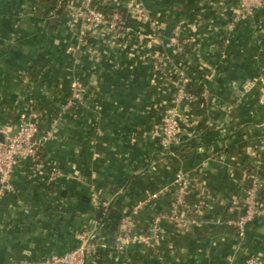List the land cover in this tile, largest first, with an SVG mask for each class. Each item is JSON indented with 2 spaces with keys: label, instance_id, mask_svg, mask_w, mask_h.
Instances as JSON below:
<instances>
[{
  "label": "crops",
  "instance_id": "0c3cea01",
  "mask_svg": "<svg viewBox=\"0 0 264 264\" xmlns=\"http://www.w3.org/2000/svg\"><path fill=\"white\" fill-rule=\"evenodd\" d=\"M121 4L138 23L131 31L105 29L79 45L81 0L60 15L40 0H0V128L14 130L33 108L42 130L55 125L41 163L21 160L13 190L0 199V264L58 257L77 246L80 231L101 227L100 206H114L117 217L152 193L161 195L138 212L135 231L149 234L161 213L158 235L117 252L113 233L100 228L110 254L91 264L264 257L263 221L243 235L209 230L214 217L237 215L250 167L264 177V7L233 23L237 0H117L113 7ZM39 54L46 62L32 79L26 71ZM179 67L202 87V102L182 107L183 144L193 147L171 156L161 152V127ZM52 164L62 170L55 182ZM181 170L193 187L186 217L197 218L185 225L170 218L172 193H163Z\"/></svg>",
  "mask_w": 264,
  "mask_h": 264
},
{
  "label": "built area",
  "instance_id": "2783aa9c",
  "mask_svg": "<svg viewBox=\"0 0 264 264\" xmlns=\"http://www.w3.org/2000/svg\"><path fill=\"white\" fill-rule=\"evenodd\" d=\"M68 2L70 0H67ZM117 0H81L79 45L94 35L107 29L115 33H125L132 30V26L127 25L119 5L114 7L111 14L104 13L99 6H114ZM264 7V0H237V6L233 23H237L243 18L252 15L257 9ZM75 47H69L74 51ZM176 88L173 93L172 103L165 114L161 127V152L165 155L176 156L175 148L183 145L184 131L182 127V107L189 105L196 97L186 89L192 80L185 67L176 69ZM74 95L80 97L82 85L76 84L73 89ZM65 109L67 107L65 106ZM55 125L42 130L41 116L36 109L25 110L20 113L16 128L12 131L0 128V133L5 134L3 142L0 141V199L13 190L11 176L21 160L32 158L37 163H41V149L48 140L53 137ZM62 175V170L58 165L52 164L49 168V182H55ZM247 185L240 200L239 211L235 217L227 220L228 224L236 228L240 235L245 233L249 223L253 221L264 222V200L261 192L264 187V177L260 167H250L247 175ZM172 193L170 218L179 225L187 222L196 223L195 216H188L189 197L193 192L192 182L189 175L184 171H179L172 187H167L163 193ZM161 193H152L148 198L137 204L131 211L126 212L120 219L118 230L113 234L114 249L122 252L136 242L149 243L153 237L158 235L160 223L166 215L158 213L152 222L151 232L142 233L135 231L136 215L143 209L149 201L159 197ZM222 222L221 216H216L210 220L211 224ZM100 226L98 229H84L77 234L78 244L72 250L41 262V264H89L97 260V250L102 247L98 241L100 238ZM242 264H264V257L259 255L248 256Z\"/></svg>",
  "mask_w": 264,
  "mask_h": 264
},
{
  "label": "trees",
  "instance_id": "16d2710c",
  "mask_svg": "<svg viewBox=\"0 0 264 264\" xmlns=\"http://www.w3.org/2000/svg\"><path fill=\"white\" fill-rule=\"evenodd\" d=\"M67 0H40V4L42 6L46 5L48 8V11L50 10H56V13L58 15L64 13L66 11V6H67ZM119 11L122 13L123 18L126 22L127 25H137V21L134 20L131 17L130 12L126 8L125 5L121 4L118 6ZM99 8L106 14H111L115 11L114 7L112 5H100ZM47 11V10H46ZM90 39L93 40V37H89ZM46 62V55L44 54H39L33 61L32 65L27 68L26 74L30 78H37L38 77V72L41 70L42 66ZM187 91L191 94H193L196 99L190 102H186L187 104L191 105L193 108L197 107V103L202 102V87L199 86L195 81L191 80L187 87ZM13 131V130H12ZM193 147L192 144H187V145H180L179 147L175 148L176 154H181L185 149H189ZM133 182L136 183L140 188L145 189L144 184L141 181V178L136 176L133 177ZM190 202V200H189ZM116 211L114 210V206L111 207H105V206H100L98 211H97V218L99 221V224L101 225L102 232L104 234H107L108 231L112 232L113 234L118 230L120 219L123 216V214H119V216L114 217L113 214ZM229 217L223 216L222 217V222L219 224L211 225L209 227V230L213 233H222L226 231H237L235 227L232 225L228 224L227 220ZM256 222V221H253ZM251 222V223H253ZM249 223V224H251ZM105 231V232H104ZM99 241V240H98ZM100 242V241H99ZM115 241L113 240V244ZM110 254L109 250H107L105 247H101L97 250V260L100 263H107L108 262V255ZM91 264V263H89Z\"/></svg>",
  "mask_w": 264,
  "mask_h": 264
},
{
  "label": "water",
  "instance_id": "95a60500",
  "mask_svg": "<svg viewBox=\"0 0 264 264\" xmlns=\"http://www.w3.org/2000/svg\"><path fill=\"white\" fill-rule=\"evenodd\" d=\"M52 21H53V22H56L57 19H56V18H53ZM4 139H5V134H4V133H1V134H0V141L3 142Z\"/></svg>",
  "mask_w": 264,
  "mask_h": 264
}]
</instances>
